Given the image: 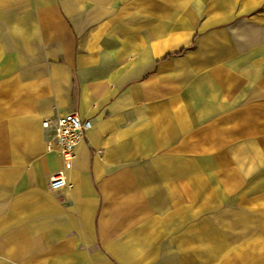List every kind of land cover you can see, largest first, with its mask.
<instances>
[{
    "label": "crops",
    "instance_id": "1",
    "mask_svg": "<svg viewBox=\"0 0 264 264\" xmlns=\"http://www.w3.org/2000/svg\"><path fill=\"white\" fill-rule=\"evenodd\" d=\"M0 264H264V0H0Z\"/></svg>",
    "mask_w": 264,
    "mask_h": 264
},
{
    "label": "built area",
    "instance_id": "2",
    "mask_svg": "<svg viewBox=\"0 0 264 264\" xmlns=\"http://www.w3.org/2000/svg\"><path fill=\"white\" fill-rule=\"evenodd\" d=\"M43 127L50 130L48 150L61 161V165L52 173L50 188L55 192L65 190L68 185V170L76 158L77 148L82 144L93 128L90 119H83L77 113H68L43 120Z\"/></svg>",
    "mask_w": 264,
    "mask_h": 264
},
{
    "label": "trees",
    "instance_id": "3",
    "mask_svg": "<svg viewBox=\"0 0 264 264\" xmlns=\"http://www.w3.org/2000/svg\"><path fill=\"white\" fill-rule=\"evenodd\" d=\"M187 49L183 48L181 49L180 51L178 52H174V53H171V54H168L162 61H167L173 57H178V56H182L185 52H186Z\"/></svg>",
    "mask_w": 264,
    "mask_h": 264
}]
</instances>
